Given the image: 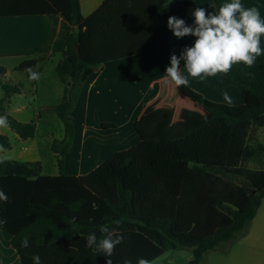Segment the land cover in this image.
Masks as SVG:
<instances>
[{
	"label": "trees",
	"instance_id": "trees-1",
	"mask_svg": "<svg viewBox=\"0 0 264 264\" xmlns=\"http://www.w3.org/2000/svg\"><path fill=\"white\" fill-rule=\"evenodd\" d=\"M195 8L194 0H103L83 18L79 0H0V18L54 15L71 26L54 68L63 86L51 107L63 127V137L50 142L57 174H43L38 161L0 159V189L8 197L0 201V218L7 220L0 231L10 236L20 264H33V255H39L41 264H107L104 255L85 247L88 234L102 238L104 225L124 237L112 264L126 258L133 264L138 258L151 263L179 249L192 250L188 264H203L206 252L234 240L254 218L264 197V168L244 167L264 155L263 146L250 144L253 133L264 128V55L252 68L233 66L223 75L226 82L217 86H236L242 104L214 103L179 87L208 114L194 129L161 138L135 124L136 144L109 153L84 175L64 172L74 138L70 114L85 79L104 62L169 46V16L192 24ZM44 60H24L15 69L36 77L30 69ZM5 73L0 64V116L20 139H32L35 120L20 122L7 113L22 84L5 81ZM0 146L10 147L3 134ZM25 236L27 249L20 246Z\"/></svg>",
	"mask_w": 264,
	"mask_h": 264
},
{
	"label": "crops",
	"instance_id": "crops-1",
	"mask_svg": "<svg viewBox=\"0 0 264 264\" xmlns=\"http://www.w3.org/2000/svg\"><path fill=\"white\" fill-rule=\"evenodd\" d=\"M102 1L79 0L82 17H89ZM194 2L196 7H204L215 14L223 3L230 2V0H194ZM241 2L245 7L258 8L261 18L264 19V0H241ZM70 32L71 26L60 16L30 15L0 18V64L6 70L5 81L14 83L7 76L9 67L5 66L2 61L16 59L17 62L12 70L24 72L26 75V71L16 70L15 67L24 60L38 56L45 58L43 62L37 63L30 69L36 72L35 78H28L26 75L28 82L31 83L30 94L35 95L36 100H39L40 110H45V113H53L54 110L51 107L62 96L63 86L54 68L64 48L66 36ZM168 32L171 40L169 46L104 62L85 79L76 105L70 114L73 121L74 138L70 151L65 157V174L84 175L98 166L109 153L124 150L136 144L140 138L137 135L135 124L148 126L161 138H166L175 131L194 129L195 127L191 128V126L193 122L196 126L195 118L202 116L203 113L206 115L203 118H208V114L200 106L183 96L173 83L164 80L166 67L170 66V56L175 54L179 57L185 46H191L194 43L189 37L177 39L169 29ZM262 45H264V37L261 39ZM47 66H49L51 76H48ZM181 73L187 75L183 61H181ZM188 79L189 84L186 87L211 102L228 106L242 104V98L236 86L217 88L226 82L223 75L208 77L204 80L191 77ZM225 92L231 97V104L225 101ZM21 93L16 95H21ZM35 112L34 109L30 112L21 106L15 112L18 115H13L20 122H29L33 118L32 114L37 115L35 135L32 139L22 140L6 126V129L0 130V134L5 135L10 144L9 148L0 146V159H5V151H12L14 141L23 143L15 150L17 161H21L18 160L20 157L27 158L22 160L23 162L40 161L37 158L38 143L35 138L39 124L44 123L41 121L47 118ZM167 113L170 115L168 116ZM55 121L54 119L53 122ZM103 123L112 124V126L102 127ZM169 123L175 127V130L166 133L168 128L164 126ZM76 128L78 143L75 156L72 151ZM46 132L49 149L51 138L61 139L63 137V131L57 137L51 130L47 129ZM164 135L166 136L163 137ZM126 146L129 147L125 148ZM0 240H2L0 242V264H20L18 255L10 244V236L1 233Z\"/></svg>",
	"mask_w": 264,
	"mask_h": 264
},
{
	"label": "clouds",
	"instance_id": "clouds-1",
	"mask_svg": "<svg viewBox=\"0 0 264 264\" xmlns=\"http://www.w3.org/2000/svg\"><path fill=\"white\" fill-rule=\"evenodd\" d=\"M191 15L194 18L192 24L176 16H169L167 20L168 29L177 39L192 36L195 40L191 46H185L181 50L179 57L175 54L170 56V66L165 70L166 82L173 83L177 88L186 87L189 77L204 80L227 75L233 66L241 64L245 68H252L257 58L264 55V48L261 46L264 19L261 18L258 8L245 7L241 0H230L223 3L215 14L204 7H196ZM181 61L187 75L181 73ZM224 99L229 104L232 103L227 92L224 93ZM6 124V117L0 116V126ZM0 201H8L2 189ZM6 223L5 218H0V226ZM114 223L119 225L121 221ZM99 231L103 234L102 238L98 240L95 232L88 234L85 247L104 255L107 264H112L111 257L116 247L124 242V237L107 225L101 226ZM20 246L25 249L30 247L27 236L23 238ZM31 259L33 264H41L39 255H33ZM123 264H133V261L126 258ZM136 264H150V261L138 258Z\"/></svg>",
	"mask_w": 264,
	"mask_h": 264
},
{
	"label": "rangeland",
	"instance_id": "rangeland-1",
	"mask_svg": "<svg viewBox=\"0 0 264 264\" xmlns=\"http://www.w3.org/2000/svg\"><path fill=\"white\" fill-rule=\"evenodd\" d=\"M5 66L9 67L8 77L14 83H21V95H14L11 100H9V104H7V113L12 117L18 115L16 114L17 108H27L28 111L31 112L34 109L38 114H41L43 118H47L42 120L38 127V132L36 135L35 140L38 143V156L37 158L40 160V164H42V173L46 175L56 174L57 166L54 162L53 153L49 149V142H48V133L46 132L47 129L51 130L55 137L57 135L62 134V126L60 124L59 119L56 117V114L53 112L45 113V110H40V105L38 104L39 100H36L35 95L31 96V83L28 82V79L24 72H18L12 70L13 65L17 62L16 59H7L2 61ZM11 67V68H10ZM46 67V66H45ZM48 76L50 75L49 66H47ZM0 96H1V89H0ZM53 114V116L51 115ZM206 114V113H205ZM14 115V116H13ZM32 120L37 118L35 114H32ZM169 116L170 114L167 113ZM203 116H197L194 120L195 124L197 125L200 121L203 120ZM56 120L53 122V120ZM51 121V122H50ZM169 122V121H168ZM167 122V123H168ZM194 124V122H193ZM192 124L191 128H194ZM167 129V132H170L175 127H172L171 124H165L164 126ZM162 126V128H164ZM1 129H6L5 126H0ZM175 130V129H174ZM164 132V130L162 131ZM12 134V133H11ZM14 135V134H13ZM16 136V135H14ZM50 136V134H49ZM164 135L163 137H165ZM23 142V141H19ZM29 142V141H28ZM77 128H76V136H75V143L73 147L72 154L76 156L77 154ZM23 143H15L13 141V149L11 152L5 151V159H15V150L21 146ZM250 144L252 145H261L264 148V128L259 129L253 133V136L250 139ZM130 146L132 145L129 144ZM129 146H126L127 148ZM18 159V158H17ZM26 157H20L18 160H26ZM69 160H72V158ZM26 162V161H25ZM264 168V155L262 160L259 162H251L246 164L244 169L250 171L261 170ZM4 234L0 231V234ZM2 242V240H0ZM192 258V250L191 249H179L174 251H167L155 260H153L150 264H188V262ZM203 264H264V197L261 200L260 206L258 207L254 218L249 222L248 226L237 235L234 240L228 241L223 244L221 249L208 251L204 255Z\"/></svg>",
	"mask_w": 264,
	"mask_h": 264
}]
</instances>
